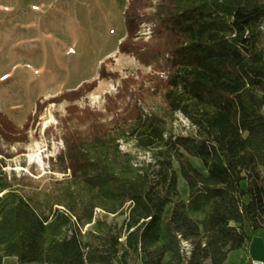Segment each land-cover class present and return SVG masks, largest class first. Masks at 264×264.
Listing matches in <instances>:
<instances>
[{"label": "trees", "instance_id": "16d2710c", "mask_svg": "<svg viewBox=\"0 0 264 264\" xmlns=\"http://www.w3.org/2000/svg\"><path fill=\"white\" fill-rule=\"evenodd\" d=\"M124 20L119 54L155 73L123 80L106 114L70 113L52 161L62 178L0 161V264H225L264 231V0H128ZM143 23L147 43L135 41ZM27 127L0 111L6 138Z\"/></svg>", "mask_w": 264, "mask_h": 264}, {"label": "rangeland", "instance_id": "374dc122", "mask_svg": "<svg viewBox=\"0 0 264 264\" xmlns=\"http://www.w3.org/2000/svg\"><path fill=\"white\" fill-rule=\"evenodd\" d=\"M127 2L0 0V111L18 129L28 123L24 132L12 136L13 140L0 133L4 171L36 179L62 178L63 174L52 172V163L64 150L63 127L70 113L90 109L106 114L107 96H115L123 80L138 78L140 73H155L134 57L119 54V45L127 34L124 20ZM153 36L136 37L135 41L147 43ZM103 66L106 74L99 79ZM160 76L163 78L165 74ZM94 81L97 87L90 92L72 100L44 104ZM39 103L44 104L42 110ZM154 103L150 102L152 106ZM36 110L39 114L30 120ZM174 128L178 134L185 133L190 125L178 115ZM121 148L136 152L130 144L122 143ZM34 154H39V158L31 160ZM145 157L140 155L141 159ZM191 160L197 169L205 171L200 159ZM178 185L183 198L188 199V183L180 173ZM249 248L250 255L247 250L234 251L225 264H251V251L264 253L263 231L256 233ZM4 264L18 262L10 257Z\"/></svg>", "mask_w": 264, "mask_h": 264}, {"label": "built area", "instance_id": "2783aa9c", "mask_svg": "<svg viewBox=\"0 0 264 264\" xmlns=\"http://www.w3.org/2000/svg\"><path fill=\"white\" fill-rule=\"evenodd\" d=\"M142 30H143V31H142ZM141 31H142L143 33H140ZM140 32H139V34H138L137 37H141V38L147 39V38L150 37V35L153 34V27H152V25H150V24H145V23H143V24L141 25V30H140ZM182 246L184 247V249H185L186 251H189V249H190V243H189V242L183 241ZM252 264H264V263H261V262H253Z\"/></svg>", "mask_w": 264, "mask_h": 264}, {"label": "crops", "instance_id": "0c3cea01", "mask_svg": "<svg viewBox=\"0 0 264 264\" xmlns=\"http://www.w3.org/2000/svg\"><path fill=\"white\" fill-rule=\"evenodd\" d=\"M250 228L248 226H246V231L249 233L250 231ZM260 231H263V230H260ZM264 232V231H263ZM249 248V247H248ZM241 252H245L246 250H240ZM247 252L249 253L250 255V248L247 249ZM252 252V256H250V263L252 264L253 262H261V263H264V253H261V254H253V251ZM231 255V253H230ZM230 256H228L229 258ZM228 260V259H227ZM227 262V261H226ZM225 262V263H226Z\"/></svg>", "mask_w": 264, "mask_h": 264}, {"label": "bare ground", "instance_id": "6f19581e", "mask_svg": "<svg viewBox=\"0 0 264 264\" xmlns=\"http://www.w3.org/2000/svg\"><path fill=\"white\" fill-rule=\"evenodd\" d=\"M37 158H39V154H34V155L31 156V160H34V159H37Z\"/></svg>", "mask_w": 264, "mask_h": 264}]
</instances>
